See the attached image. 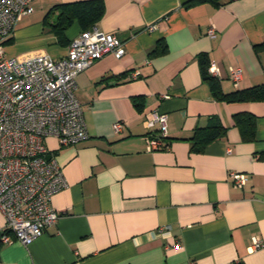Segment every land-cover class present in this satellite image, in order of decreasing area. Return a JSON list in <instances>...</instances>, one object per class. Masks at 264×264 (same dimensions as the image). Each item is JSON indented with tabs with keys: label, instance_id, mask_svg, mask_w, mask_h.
<instances>
[{
	"label": "crops",
	"instance_id": "obj_1",
	"mask_svg": "<svg viewBox=\"0 0 264 264\" xmlns=\"http://www.w3.org/2000/svg\"><path fill=\"white\" fill-rule=\"evenodd\" d=\"M79 1H35L6 54L65 57L84 31L74 23L60 40L51 25L58 6ZM103 1L95 26L117 36L126 55L78 75L89 139H46L68 183L52 200L60 219L29 246L0 243V264H264V246L251 249L254 238L264 245V0ZM206 67L222 93L246 96L217 99ZM231 68L243 71L238 88ZM152 112L167 116L168 138L166 149L148 152L145 137L160 135L146 124ZM238 115L254 118L252 139ZM214 118L225 135L193 151L196 130ZM232 173L247 184L235 187Z\"/></svg>",
	"mask_w": 264,
	"mask_h": 264
},
{
	"label": "built area",
	"instance_id": "obj_2",
	"mask_svg": "<svg viewBox=\"0 0 264 264\" xmlns=\"http://www.w3.org/2000/svg\"><path fill=\"white\" fill-rule=\"evenodd\" d=\"M35 1L0 0V212L5 219L0 243L4 245L19 242L29 246L58 223L61 215L52 200L68 183L46 139L54 137L62 146L89 139L83 106L76 96V79L107 55L118 60L126 55L125 45L117 36L94 26L74 39L61 59L9 57L6 43L18 22L33 13ZM156 28L153 25L149 30ZM208 35L216 37L214 27ZM209 72L216 75L215 65ZM138 76L134 73L131 77ZM230 77L238 88L242 69L231 68ZM146 124H157L160 133L145 137L147 151L166 149L167 116L152 112L146 116ZM114 130L120 133L123 124H115ZM230 177L237 188L248 182L245 174L232 173ZM263 246L254 238L251 249Z\"/></svg>",
	"mask_w": 264,
	"mask_h": 264
},
{
	"label": "trees",
	"instance_id": "obj_3",
	"mask_svg": "<svg viewBox=\"0 0 264 264\" xmlns=\"http://www.w3.org/2000/svg\"><path fill=\"white\" fill-rule=\"evenodd\" d=\"M212 2L219 5L221 0H192L191 3ZM61 10L56 23L51 25L52 31L57 34L60 40L63 39L64 33L74 23H78L83 31H87L95 26L103 17L105 13V4L103 0H85L74 2L70 4H63L58 6ZM12 38L6 43L8 45ZM206 65V64H203ZM204 80L211 86L215 97L219 100H226L230 98H244L246 93L238 91L237 93L226 95L222 93L217 80L210 75L208 68H204ZM254 91H257L255 89ZM236 124L243 129L245 138L252 139L254 137L255 122L254 118L248 115L236 116ZM245 124V126L243 125ZM225 135V128L216 119H213L211 125L206 128H199L196 130L193 140V151H202V149L212 141L219 139ZM167 141V140H166Z\"/></svg>",
	"mask_w": 264,
	"mask_h": 264
}]
</instances>
